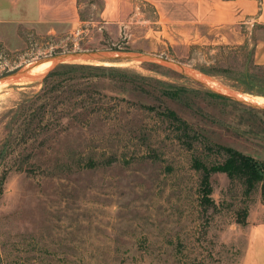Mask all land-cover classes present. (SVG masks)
<instances>
[{"label":"rangeland","instance_id":"rangeland-1","mask_svg":"<svg viewBox=\"0 0 264 264\" xmlns=\"http://www.w3.org/2000/svg\"><path fill=\"white\" fill-rule=\"evenodd\" d=\"M80 2L76 28L0 22V77L69 47L113 48L180 61L217 81L225 92L211 87L225 96L264 98V23L201 25L174 39L148 5L107 24L101 0ZM118 63L189 89L168 106L211 141L264 159L263 109L216 98L159 61ZM251 71L263 79H248ZM42 76L0 88L1 264H240L247 226L264 222L259 189L246 194L240 181L213 173L214 205L203 207L201 172L191 160L211 165L219 155L188 149L146 112L129 115L135 131L94 120L27 142L23 113L9 111L39 89Z\"/></svg>","mask_w":264,"mask_h":264},{"label":"trees","instance_id":"trees-1","mask_svg":"<svg viewBox=\"0 0 264 264\" xmlns=\"http://www.w3.org/2000/svg\"><path fill=\"white\" fill-rule=\"evenodd\" d=\"M247 78L263 79L252 71ZM39 85L38 90L9 111L23 113L21 129L29 134L27 142L37 141L48 133L59 136L71 128L87 127L94 120L115 130L135 131L137 125L129 115L133 111L150 113L159 119L162 130L174 133L177 141L188 149L200 145L205 152L219 155L217 163L211 165H206L199 156L191 160L192 167L201 172L200 204L203 207L214 205L210 179L213 173H224L240 181L246 194L259 189L264 203V159L211 141L168 106L167 100L178 99L189 89L142 75L128 65L82 61H66L50 67ZM210 95L235 104L228 96L215 92ZM249 110L254 109L246 111L251 112ZM148 126L142 122L139 127Z\"/></svg>","mask_w":264,"mask_h":264},{"label":"crops","instance_id":"crops-1","mask_svg":"<svg viewBox=\"0 0 264 264\" xmlns=\"http://www.w3.org/2000/svg\"><path fill=\"white\" fill-rule=\"evenodd\" d=\"M103 23H124L130 10L151 7L154 21L169 38H190L201 25L264 23V0H101ZM80 0H0V22L64 25L76 28L83 21ZM240 264H264V222L247 226Z\"/></svg>","mask_w":264,"mask_h":264},{"label":"water","instance_id":"water-1","mask_svg":"<svg viewBox=\"0 0 264 264\" xmlns=\"http://www.w3.org/2000/svg\"><path fill=\"white\" fill-rule=\"evenodd\" d=\"M50 57L52 58V65L50 67L66 61H82V62L106 61L112 63L119 61H131V60L159 61L161 63L169 65L172 68L180 70L181 73L191 76L192 78L197 80L200 84L207 87L209 90L219 93L218 91H215L211 87L206 85L201 80L197 79L195 74L193 73L194 69L191 68L190 66H187L180 61L171 59L167 56L160 54H152L143 51H127V50L113 49V48H71L54 53ZM24 65L25 64H22L16 68H12L11 70H9L6 75L0 77V82L6 81L7 83H19L23 81L32 80L34 78L43 75V74L29 75L24 70L23 68ZM226 95L231 99L236 100L237 102H241L247 106L264 110V104L247 101L232 93Z\"/></svg>","mask_w":264,"mask_h":264},{"label":"bare ground","instance_id":"bare-ground-1","mask_svg":"<svg viewBox=\"0 0 264 264\" xmlns=\"http://www.w3.org/2000/svg\"><path fill=\"white\" fill-rule=\"evenodd\" d=\"M137 61V60H136ZM98 63L99 62H104V63H112V62H106V61H97ZM121 62L120 64H125L127 63V61H119ZM116 63V62H114ZM113 63V64H114ZM135 63V62H134ZM119 64V63H118ZM52 65V58L49 57V58H44V59H39V60H36V61H33V62H30L29 64H27L25 67H24V70L26 71V73H28L29 75H36V74H44L45 71ZM193 73L195 74V76H197V78L199 80H201L202 82H204L206 85H208L209 87H213V88H216L219 90H223L224 91V88L222 85H220L217 81H214L210 78H206V80H204V78H202V75H198V73H196V71L194 70ZM21 83V82H20ZM7 82L6 81H3V82H0V88L4 85H6ZM12 85V84H11ZM25 85V84H24ZM7 87V86H6ZM211 87V88H212ZM212 88V89H213ZM3 89V87H2ZM215 89V91H216ZM214 90V89H213ZM225 92V91H224ZM1 95V94H0ZM235 95V94H234ZM238 96V95H236ZM240 98H243L247 101H250V102H255V103H259V104H264V98H257V97H249V96H244V95H239ZM2 98V97H0ZM1 100V99H0Z\"/></svg>","mask_w":264,"mask_h":264}]
</instances>
